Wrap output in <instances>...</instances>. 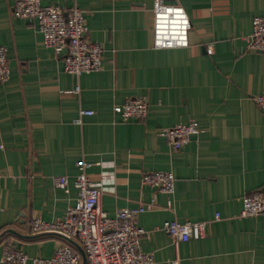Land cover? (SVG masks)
Masks as SVG:
<instances>
[{"label": "crops", "instance_id": "0c3cea01", "mask_svg": "<svg viewBox=\"0 0 264 264\" xmlns=\"http://www.w3.org/2000/svg\"><path fill=\"white\" fill-rule=\"evenodd\" d=\"M15 1L0 0L9 67L0 84V258L5 243L37 258L69 244L33 235L30 222L61 218L75 204V162L84 157L101 161L86 174L104 184L99 203L108 216L156 204L136 217L147 230L140 248L155 264H264V215L238 216L242 196L264 188V109L252 101L264 88V53L246 50L264 0H160L183 7L191 22L189 46L174 49L152 47L153 0H40L79 7L87 39L102 48L101 69L78 77L63 70L34 22L14 15ZM138 96L147 98L146 117L119 121L113 106ZM79 109L93 111L81 125L73 123ZM188 122L199 134L179 149L159 135ZM152 171L172 172V194L141 185ZM63 175L67 192L54 184ZM167 220L209 224L204 237L173 244L158 229Z\"/></svg>", "mask_w": 264, "mask_h": 264}, {"label": "built area", "instance_id": "2783aa9c", "mask_svg": "<svg viewBox=\"0 0 264 264\" xmlns=\"http://www.w3.org/2000/svg\"><path fill=\"white\" fill-rule=\"evenodd\" d=\"M14 15L35 23L43 44L61 59L65 72L78 77L101 69L102 48L87 39L85 16L75 4L62 8L54 4L43 6L40 0H16ZM190 28L191 22L183 7L153 0L151 31L154 49L188 47ZM246 42L247 51L264 53V17H253ZM212 52V45L207 46L206 53L210 55ZM8 76L7 50L0 46V84ZM79 91L78 85L72 90L74 94ZM252 101L257 107L264 109V88L259 94L252 96ZM147 111L146 96L128 98L113 106V112L121 122L141 121L146 117ZM92 114V110L79 109L73 123L81 125L83 117ZM198 134L195 122L179 123L159 131V135L175 150L187 144L191 136ZM2 147L0 144V148ZM93 166H101V161L81 157L75 162L76 174L72 180L76 189L75 204L69 206L61 218L51 221L38 216L33 218L30 222L31 233L54 234L73 240L82 248L86 264H155L153 254L140 248V238L147 234V230L137 224L136 217L156 210V204L150 201L132 208H121L115 211L114 216H108L99 203L101 194L106 190L104 184L91 181L86 174ZM1 177L0 172V180ZM140 183L168 195L174 189V177L170 171L145 172L141 175ZM54 184L67 192L69 178L66 175L59 176ZM241 202L239 217L264 215V188L243 195ZM215 218H218L217 214ZM208 224L209 221L167 220L158 229L169 236L173 244H178L204 237ZM0 264H81V256L70 244L60 245L48 258H37L29 257L18 248L5 243Z\"/></svg>", "mask_w": 264, "mask_h": 264}, {"label": "water", "instance_id": "95a60500", "mask_svg": "<svg viewBox=\"0 0 264 264\" xmlns=\"http://www.w3.org/2000/svg\"><path fill=\"white\" fill-rule=\"evenodd\" d=\"M11 233H14L16 235L22 236L20 234H18L17 232L13 231V230H8ZM2 236V234L0 235V237ZM23 237H29V236H23ZM69 244H71L73 247H75V249L79 252L80 256H81V264H86V259H85V255L83 253L82 248L73 240L70 239H65Z\"/></svg>", "mask_w": 264, "mask_h": 264}]
</instances>
